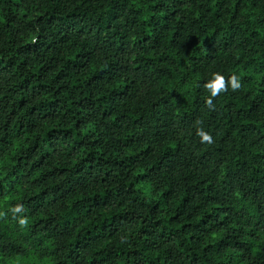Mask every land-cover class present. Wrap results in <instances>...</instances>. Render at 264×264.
<instances>
[{
  "label": "trees",
  "instance_id": "16d2710c",
  "mask_svg": "<svg viewBox=\"0 0 264 264\" xmlns=\"http://www.w3.org/2000/svg\"><path fill=\"white\" fill-rule=\"evenodd\" d=\"M0 264H264V0H0Z\"/></svg>",
  "mask_w": 264,
  "mask_h": 264
},
{
  "label": "clouds",
  "instance_id": "9594fccd",
  "mask_svg": "<svg viewBox=\"0 0 264 264\" xmlns=\"http://www.w3.org/2000/svg\"><path fill=\"white\" fill-rule=\"evenodd\" d=\"M229 84L231 85L233 91L240 87V84L235 76L230 78ZM205 87L210 92V98L207 100V104L210 108L213 107V98L219 96L221 92L227 90L224 76L220 73H214L211 79L205 84ZM196 134L201 138L202 142H212L211 135L203 128H197ZM15 211H21V208L18 206ZM21 223H23V221H21Z\"/></svg>",
  "mask_w": 264,
  "mask_h": 264
}]
</instances>
